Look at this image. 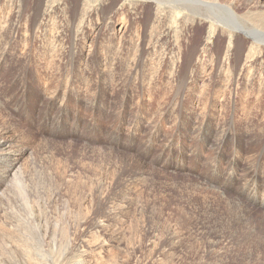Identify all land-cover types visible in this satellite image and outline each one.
<instances>
[{"label": "rangeland", "instance_id": "1", "mask_svg": "<svg viewBox=\"0 0 264 264\" xmlns=\"http://www.w3.org/2000/svg\"><path fill=\"white\" fill-rule=\"evenodd\" d=\"M89 1L0 0V127L19 157L7 176L0 155V264H264V38L245 32L264 0H218L249 38L240 64L186 0L157 20L150 1ZM203 117L240 138L239 167Z\"/></svg>", "mask_w": 264, "mask_h": 264}, {"label": "bare ground", "instance_id": "2", "mask_svg": "<svg viewBox=\"0 0 264 264\" xmlns=\"http://www.w3.org/2000/svg\"><path fill=\"white\" fill-rule=\"evenodd\" d=\"M91 1V0H90ZM90 1H89V3H90ZM99 1V0H98ZM111 1H115V3L116 2H120L121 0H111ZM141 1H143V0H141ZM145 1H150L152 4H150V6H151V9H150V14L151 15H149L150 17H155V19L157 20L158 19V17H160V13L161 14H163L164 16H167V12L169 11V12H173L172 10L174 9V8H172L171 6H167V4H169L166 0H145ZM186 1H188V3H189V5L187 6V10H188V12H189V14H193V15H197V14H199V10H201V13H202V16H203V18H207L208 20H211L212 22H211V28H212V35H215V34H218V33H226V30L227 29H229V39H228V41H229V47H232V45L235 47V43H234V41H236L237 39L239 40V43H237V63L238 64H240L242 61H243V59H242V57H243V55H244V48H245V43H247L248 41H249V38H246V37H243V36H241L240 34H235L236 33V28L233 26V25H231L230 23H228V24H226L225 22H220L219 20H220V18H227V17H229L228 19H232L233 21H234V19H236V16H237V14H236V10H237V6L236 5H223V4H221L218 0H215V1H213V0H186ZM129 2V1H128ZM137 2H138V0H130V3H132V4H137ZM256 2H257V4L259 3H261V0H256ZM255 2V3H256ZM87 3V2H86ZM84 4V3H83ZM92 4V3H91ZM100 4V3H99ZM148 4V3H147ZM194 5H196V6H194ZM87 6V5H86ZM103 7V6H102ZM185 7V6H184ZM85 8V7H84ZM221 10H223V11H225V13L228 15H222V14H220V12L219 11H221ZM258 10V12H260V13H264L262 10H259V9H257ZM124 14V13H123ZM41 15H42V13H41ZM264 15V14H263ZM197 16H199V15H197ZM41 17V16H40ZM167 18V17H166ZM227 19V20H228ZM38 21V20H37ZM247 22H251V20H248ZM230 26H232V27H230ZM253 26H256L255 28L253 27ZM253 26H247L246 27V29H248V30H245V32H246V35L247 36H250V37H252V39L254 40V41H262L261 39H259L258 37H257V35L255 34V33H257V31L259 32V33H261L262 35H263V38H264V18H262L260 21H259V24H258V26L257 25H253ZM253 29V30H252ZM250 31H253V32H250ZM255 32V33H254ZM258 34V33H257ZM141 37V36H140ZM162 47V46H161ZM264 47V45H259V44H256L255 45V48L254 47H251V48H249V51L251 52V53H253V51H254V49H256V50H260V49H258V48H261V50H262V48ZM259 52V51H258ZM263 52V51H262ZM261 52V53H262ZM88 56V55H87ZM116 56V55H115ZM227 57H229V59H230V55H226ZM254 55H252V56H249L250 58L251 57H253ZM228 59V58H227ZM86 61V60H85ZM230 61V60H229ZM226 63V62H225ZM255 63V62H254ZM227 64H228V61H227ZM226 64V65H227ZM245 64V63H244ZM243 64V65H244ZM27 65V64H26ZM224 65V64H223ZM113 66V65H112ZM225 66V65H224ZM223 66V67H224ZM29 67H31V66H29ZM27 68V67H26ZM81 68V67H80ZM114 68V67H113ZM135 68V67H134ZM29 69V68H28ZM33 69V68H32ZM137 69V68H136ZM135 69V70H136ZM30 70V69H29ZM226 70L228 71V73H231V72H234L233 71V69L232 68H229V67H227L226 68ZM211 72V71H210ZM253 71L251 70L250 71V73H252ZM154 73H156L157 74V72L155 71ZM23 74V73H22ZM155 74V75H156ZM249 74V73H248ZM157 76V75H156ZM213 76V75H212ZM250 76H251V74H249V77H248V79H244L245 80V82L246 81H248L249 79L251 80V78H250ZM153 78V77H152ZM37 79V78H36ZM39 79V78H38ZM149 79H150V77H149ZM158 79V78H157ZM24 80V79H23ZM22 80V81H23ZM41 80V79H40ZM26 81V80H25ZM77 81V80H76ZM152 81V80H151ZM157 82V81H156ZM29 83V82H28ZM71 83H72V81H71ZM82 83V82H81ZM25 84V83H24ZM39 84H41V83H39ZM76 84V83H75ZM75 84H73V85H75ZM26 85V84H25ZM78 85V84H77ZM85 85V84H84ZM29 86V85H28ZM84 87V86H83ZM28 88V87H27ZM89 88V87H88ZM26 89V88H25ZM24 90V89H23ZM25 91V90H24ZM106 91H107V89H106ZM100 94V93H99ZM24 95V94H23ZM22 95V96H23ZM102 95V94H101ZM45 98V97H44ZM57 99V98H56ZM133 101V100H132ZM23 102V101H22ZM137 102V101H136ZM135 102V103H136ZM134 103V104H135ZM27 104V103H26ZM25 105V104H24ZM23 105V106H24ZM27 106H28V104H27ZM32 106V105H31ZM217 106H218V104H217ZM29 107V106H28ZM25 109V108H24ZM29 109H30V107H29ZM17 110V109H16ZM38 112V111H37ZM34 116V115H33ZM136 116V115H135ZM140 117V116H139ZM36 118V117H35ZM136 118H138V116L136 117ZM142 118V117H141ZM72 119V118H71ZM73 119H74V117H73ZM72 119V120H73ZM139 119V118H138ZM71 120V121H72ZM134 120V119H133ZM140 120V119H139ZM34 122V121H33ZM73 122H74V120H73ZM137 122V121H136ZM128 124V123H127ZM133 124H134V122H133ZM137 124V123H136ZM133 127V126H132ZM159 127V126H158ZM200 127H201V130H203L202 128H204V132H203V134H202V141L204 142V143H209V142H211V144L214 146V148H217V149H223V145L225 144V143H227L228 141H230V142H233L234 144H236L237 145V147H238V149L235 151V153H237L236 154V156H235V161H234V163L232 162L231 164L233 165L234 164V166H235V168H237V167H239L240 165H241V161H243L244 159L242 158V152H244L245 151V149L243 148V147H241V146H239V144H240V138L237 136V134L236 133H234V132H232L231 130H229L228 128H225V126L221 123V122H218L214 127H212V128H210V129H208V131L206 132V129H207V127H206V123H205V118L203 117V118H201V121H200ZM12 128V127H11ZM156 128V127H155ZM134 129H135V127H134ZM199 129V128H198ZM200 132V131H199ZM246 135V134H245ZM8 139H16V136H14V131H10L9 130V128H6V127H0V155H7V156H9L8 158H10L11 160L9 161L10 162V165H9V167H7V169H5V171H4V173H5V175H7V176H9L10 174L12 175V174H15L17 171H16V169H15V167L17 166V163H18V160H19V157H17V156H12V155H8L9 153H7V147H8V142H7V140ZM246 139H250V141L251 142H255V141H257V138L254 136V137H249L248 135H246ZM10 140V141H11ZM15 141V140H14ZM17 141V140H16ZM228 144V143H227ZM208 145V144H207ZM233 145V144H232ZM203 146H205V145H203ZM236 147V148H237ZM11 149V148H10ZM19 149V148H18ZM10 151V150H9ZM215 151V150H214ZM233 151V150H232ZM17 152V151H16ZM246 152V151H245ZM216 154V153H215ZM218 156H220V155H218ZM255 157H256V159H257V164L260 166V168H262V167H264V148H262L261 150H259V151H257L256 152V154L254 155ZM6 158V157H5ZM229 158V157H228ZM4 159V158H3ZM2 163V162H1ZM18 166H19V164H18ZM129 167V166H128ZM140 167V166H139ZM255 168L256 167H253V172L255 173ZM15 169V171L14 172H12L13 170ZM249 169H251V168H249ZM248 169V170H249ZM121 170H123V171H126V167H124V168H122ZM128 170V169H127ZM138 170V169H137ZM235 170V169H234ZM252 170V169H251ZM0 171H2V170H0ZM3 173V174H4ZM142 173V172H141ZM253 173V174H254ZM228 174V173H227ZM3 176V175H2ZM6 176V177H7ZM16 176V175H15ZM262 178H264V175L262 176ZM5 179V178H4ZM153 179V178H152ZM12 180V179H11ZM4 182V181H3ZM0 186H2V185H0ZM264 194H262V196H263ZM0 197H1V195H0ZM197 198V197H196ZM214 198V197H213ZM263 198V197H262ZM260 201V200H259ZM204 202V201H203ZM207 203V202H206ZM264 202H263V200L261 201V202H259V204L260 205H262L263 207H264V204H263ZM213 204V203H212ZM203 205V204H202ZM205 205V204H204ZM232 206V205H231ZM212 207V206H211ZM229 207V206H228ZM227 207V208H228ZM199 208V207H198ZM214 208V207H213ZM217 208H219V207H217ZM229 208H231V207H229ZM210 209V208H209ZM211 210V209H210ZM209 210V211H210ZM222 212H223V210H221ZM228 211V210H227ZM233 213L234 214H236L237 216H238V214H239V212H241V211H244L243 213L245 214V212H246V215H242V216H240V214H239V216L238 217H240V218H242V219H247V220H250V219H252V216H250V214H248V212L247 211H249V209L247 208V206L246 205H242L241 203H235L234 204V206H233ZM226 212V211H225ZM231 212V211H230ZM211 213V212H210ZM211 215V214H210ZM220 215V214H219ZM224 215V214H223ZM228 215V214H227ZM214 216V215H213ZM217 216V215H216ZM230 216V215H229ZM232 216V215H231ZM219 216H217V218H218ZM237 217V220H240L239 218ZM229 218V217H228ZM231 218V217H230ZM229 218V219H230ZM234 219V218H233ZM221 220V219H220ZM227 221H229L228 219H227ZM234 221V220H233ZM230 222V221H229ZM245 222V221H244ZM251 222V221H250ZM218 223V222H217ZM220 223H222V221L220 222ZM248 223V222H247ZM227 224V223H226ZM229 224V223H228ZM227 224V225H228ZM248 225V224H247ZM233 226V225H232ZM235 226V225H234ZM249 226V225H248ZM247 226V227H248ZM222 227V226H221ZM230 227H231V225H230ZM250 227V226H249ZM219 228V227H218ZM224 228V227H223ZM235 228V227H234ZM242 228H245V226H239V224L238 225H236V230L237 231H241L242 230ZM253 229H254V227H253ZM224 230V229H223ZM249 230V229H248ZM226 231V230H225ZM253 231V230H252ZM248 232V231H247ZM251 231H249V233H250ZM254 232H256L255 230H254ZM242 233H244V232H242ZM241 233V234H242ZM232 236V235H231ZM251 236H252V233H251ZM251 239V238H250ZM264 239V238H263ZM262 240V239H261ZM259 243H261V242H259Z\"/></svg>", "mask_w": 264, "mask_h": 264}]
</instances>
